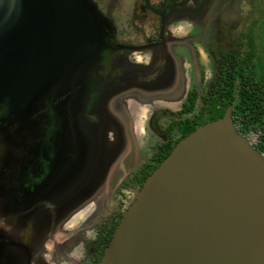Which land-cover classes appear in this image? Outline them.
Returning a JSON list of instances; mask_svg holds the SVG:
<instances>
[{"label": "flooded vegetation", "instance_id": "af4514ba", "mask_svg": "<svg viewBox=\"0 0 264 264\" xmlns=\"http://www.w3.org/2000/svg\"><path fill=\"white\" fill-rule=\"evenodd\" d=\"M88 1L96 44L56 56L63 90L37 105L15 94L18 13L0 18V264H100L146 179L229 107L264 155V0Z\"/></svg>", "mask_w": 264, "mask_h": 264}, {"label": "water", "instance_id": "95a60500", "mask_svg": "<svg viewBox=\"0 0 264 264\" xmlns=\"http://www.w3.org/2000/svg\"><path fill=\"white\" fill-rule=\"evenodd\" d=\"M4 1L0 18L18 13L23 37L11 49L21 59L16 96L35 105L56 97L64 72L56 56L70 62L96 44L95 9L88 0ZM6 23L0 35L13 40ZM100 264H264V155L237 131L232 107L182 139L146 179Z\"/></svg>", "mask_w": 264, "mask_h": 264}, {"label": "trees", "instance_id": "16d2710c", "mask_svg": "<svg viewBox=\"0 0 264 264\" xmlns=\"http://www.w3.org/2000/svg\"><path fill=\"white\" fill-rule=\"evenodd\" d=\"M238 111H239V107L237 106L236 108H235V110H234V114L237 116V113H238ZM236 124V121L234 122V125ZM236 126V125H235ZM238 131V130H237ZM239 133H242V132H240V131H238ZM242 134H244V135H248V133L247 132H244V133H242Z\"/></svg>", "mask_w": 264, "mask_h": 264}]
</instances>
